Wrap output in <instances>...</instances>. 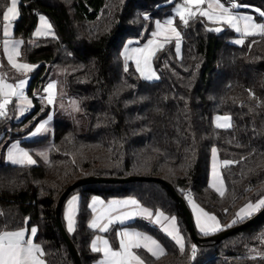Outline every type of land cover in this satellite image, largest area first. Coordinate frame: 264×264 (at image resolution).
I'll return each mask as SVG.
<instances>
[{
  "label": "trees",
  "instance_id": "obj_1",
  "mask_svg": "<svg viewBox=\"0 0 264 264\" xmlns=\"http://www.w3.org/2000/svg\"><path fill=\"white\" fill-rule=\"evenodd\" d=\"M168 1H19L14 36L24 40L22 59L37 64L30 93L42 96L45 86L56 80L58 89L79 99L88 119L80 129L55 117L46 162L7 163L6 145L0 143V231L35 227L47 264H76L58 227L56 207L70 184L89 175L163 178L187 204L195 200L226 228L249 219L233 223L244 204L264 197V33L241 35L225 23L215 31L216 23L199 13L187 25L177 17L182 52H177L176 39H170L154 55L160 79L147 80L134 61L125 62L122 48L130 37L141 42L151 37L156 21L171 13L178 0ZM235 1L264 11V0ZM7 3L0 0V13ZM41 14L49 17L54 35L34 36ZM4 23L0 15V38ZM238 36L243 43L234 41ZM33 99V110L20 122L2 116L0 132L9 124L21 127L32 120L13 135L22 136L49 113L48 103ZM217 114L229 115L231 127H217ZM214 147L223 164V195L209 182ZM225 160L234 163L225 166ZM73 194L81 200L74 231H67L82 264H94L101 255L91 248L94 196L135 197L176 218L183 250L159 227L132 222L166 248L159 258L139 250L146 264H264V256L255 255L264 252V216L221 241L197 240L180 202L163 182L88 183L73 188L66 201ZM66 201L61 211L65 227Z\"/></svg>",
  "mask_w": 264,
  "mask_h": 264
},
{
  "label": "snow or ice",
  "instance_id": "obj_2",
  "mask_svg": "<svg viewBox=\"0 0 264 264\" xmlns=\"http://www.w3.org/2000/svg\"><path fill=\"white\" fill-rule=\"evenodd\" d=\"M205 3V0H184V3L177 9L176 15L179 17L180 21L184 24H188V18L195 16L196 11H193L195 8L199 11V14L203 17H207L209 20L217 22V23H225L231 28L235 29L236 32H240L243 35H253L254 29H259L262 33H264V23H254L253 18L247 15H239L238 13H234L232 9H237L239 7L238 4L233 3L231 7H225L220 3V0H209L207 5V10H201L200 6ZM260 17L264 19V11L257 9ZM2 15L3 21L5 22L3 25V35L5 37H11V27L12 22L19 16L18 11V0H8L6 6H4V11L0 13ZM40 20L43 24L46 25L48 31L51 30V25L47 24L45 18L43 16L40 17ZM173 24L172 19H168L165 21V25L169 26L171 32L175 34L177 41H179L180 33L177 31L175 27H171ZM165 25H161L160 22H157L158 29H164ZM215 31H220V28L214 29ZM46 34L40 30H37L35 33L36 36H41ZM161 35V32L153 33V36ZM155 41H149L148 45L144 48L133 49L132 51L136 53L135 62L136 69L140 72L141 76L145 79L151 80L154 78L155 73L152 70L151 66V57L154 55V50L152 45ZM236 43H243V40H237ZM23 44L22 40H4L3 46L4 51L7 54V60L11 64V66L22 72H29L34 69V65H30L27 63H18L17 57L21 55L20 45ZM177 52H179V43L176 45ZM126 58L127 57L126 55ZM143 65V66H142ZM127 70V68L125 69ZM158 78V77H157ZM27 83L26 79H21L18 84H9L4 82L3 76H0V95L3 96V99L0 100V116H4L5 108L8 103L11 102L12 96H17L21 102L27 101V97L24 94V87ZM55 84L49 83L47 85V90L54 89ZM52 101L49 100V103ZM30 103V102H29ZM25 109L22 107L21 111L23 112ZM231 117L229 116H217V127H231L230 123ZM223 121V123H220ZM44 127L42 124L40 128H37V132L41 131ZM215 149H213V153L215 154ZM46 157L45 153H41ZM8 159L14 164H35L36 161L32 159L31 155L23 149L19 147L9 151ZM224 165L227 166L229 164L234 163L233 161L225 160ZM216 176L215 165H214V179ZM215 186V185H213ZM223 195V192H221ZM77 202V197H73L71 201H69L68 205V230L74 231V212L75 205ZM97 203L103 204V201L93 200V211H98L95 208ZM128 205H137L138 202L135 200L123 201V202H111V204L107 207L106 210L101 212L96 219H94L91 223L92 228H99L103 232H107L109 230V225L114 222L123 223L124 220L135 216V215H144L147 218H151L153 213L148 209H139V211L134 212H125L119 213L118 215L113 216L112 213L116 212L120 207H127ZM194 209L197 210V224L200 226L201 232L207 234L209 231H216L219 228L218 222H216L215 217L208 216L207 213H203L202 209H199L195 204L193 205ZM264 207V199L259 200L256 204L249 203L244 208L241 209V212L238 213V219H243L247 216H250L252 213L257 211L259 208ZM201 214L206 218L204 220L201 219ZM212 221V224H209L208 221ZM102 221H106L102 223ZM162 221H168L167 225L163 226V231L171 237V239L179 245L180 249L184 248V238L180 235L179 229L176 226V218L175 217H167L164 216L163 213H159L155 217L156 224H162ZM234 221L233 223H235ZM37 232L36 228H31L30 235L31 237H35ZM264 238V237H262ZM136 250H146L153 257L159 258V256L164 255L163 247L158 243L157 240L152 238L151 236L145 235L141 232L137 231H129L124 229L118 233V250L114 249L112 245L109 243L107 239L103 237L97 236L96 240L92 244V250L94 252L103 253V260L100 261V264H145V261L141 258V255H138ZM192 255L195 258L196 255V247L192 246ZM43 257V249L40 245L35 244L33 239H26L25 230H16V231H0V264H45V261L42 259Z\"/></svg>",
  "mask_w": 264,
  "mask_h": 264
},
{
  "label": "crops",
  "instance_id": "obj_3",
  "mask_svg": "<svg viewBox=\"0 0 264 264\" xmlns=\"http://www.w3.org/2000/svg\"><path fill=\"white\" fill-rule=\"evenodd\" d=\"M208 3L202 8V10H207ZM220 3L223 4L225 7H231V4L228 3L225 0H220ZM247 10H249V9H247ZM232 11L234 12V9H232ZM238 14L242 15L240 13H238ZM14 21L12 22V27H11L12 36L11 37H5L3 35V37L0 38V76H3L5 83H9V84H13V85L18 84L21 79H26L27 83H26L23 91H24L25 96L27 97V101L22 103L21 100L17 96H12L10 98L11 102L6 105L5 113H6L7 116L11 117L15 121L20 122L22 120L21 117H23L22 115H24L25 111L28 114V113H30L33 110L34 105H35V102H34V99H33L34 96L41 97L46 103H48L50 105V111L45 117H43L35 125V127L31 131H29V132H27V133H25V134H23L22 136H19V137H14L13 136L14 133L16 135L20 134L21 131L18 129L19 125H17V126L13 125L12 126L11 124H9L8 126H6L0 132V143L6 145V149H5V152H4V155H3L5 162L12 163L8 159V153H9V151H12L13 149L19 147L20 149H23V150L27 151L29 153V155H31L32 159L36 161L35 164H37L40 160L45 161V162L49 160V158H50V150H51V147L53 145V142H52V139L50 138L51 137V134H50L51 133V128L50 129L49 128L44 129L45 131L48 130V133H47L48 135L46 137H45L46 134H43V132H45V131L41 130L39 132H35V129L44 120H46L47 117L51 116V114H53V117H52L51 120L54 123L55 114H56L55 106L57 105V101H58V98H59V89H58L57 81L56 80H51L49 83H54L55 84V88L54 89H50V90L46 91L47 85L49 84L48 83L45 86V88L42 90V96L37 94V92H35L34 94H31L30 91H29V86H30V83H31V80H32V72L37 67V64H33V63H30L28 61L23 60L21 55H20L19 57H17V62L18 63H27V64H30V65L36 66V67H34V69L32 71L22 72V71H19V70L13 68L11 66V64L8 62L7 54L4 51L3 41L4 40H8V39H11V40H22L23 44L20 45L21 54H22V49H23V45H24V40L22 38L14 36ZM253 22H255V21H253ZM214 23L219 24L217 22H214ZM255 31L256 30H253L254 33H255ZM237 33L240 34V32H237ZM176 43H179V52H178V54L180 55L181 52H182V39L179 37V41L176 40ZM134 63L136 65V62H134ZM2 99H3V96L0 95V100H2ZM49 100H51L52 102L49 103ZM22 107L25 109L23 112L21 111ZM26 127H27V124H24V125H22L19 128L23 129V128H26ZM41 138L42 139L45 138L44 142L37 143V144H28V142H32V141H35V140H38V139H41ZM213 149H215L216 151H215V154H214L213 150H212L211 172H210V181L209 182H210V185L217 192H219V193L223 192L224 193L225 190H226V184H225V181H224V178H223V174H222L223 164H222V161L220 159L218 149L216 147H214ZM41 153H45L47 158L45 159V157L43 155H41ZM12 164H14V163H12ZM214 165H215V172H216L215 179H214ZM213 185H215V186H213ZM73 197H77V202H76V205H75V212H74V228H75V225H76V216H77V213H78L80 200H81L80 194H73L65 203V207H64V210H63V216H64V219H65V225L67 227V230H68V219H67L68 205H69V201H71L73 199ZM261 199H264V197L260 198L259 200H261ZM93 200L103 201V204L97 203L95 205V208L98 211H93ZM129 200L137 201L138 202V206L137 205H128L127 207H120V208L117 209L116 212H113L112 215L115 216V215H118L119 213L139 211V209L143 208V209H148L149 211H151L153 213V216L151 218H147L144 215H135V216H132V217L124 220L123 223L114 222L111 225H109V230L107 232H103L99 228H92L91 227L92 229H94L96 231V234H95V236H94V238H93V240L91 242V248H92L93 242L96 240V237L100 236V237H103L104 239H107L109 241V243L112 245V247L114 249L118 250V233L120 231L124 230V229H127L129 231H137V232H141V233H143L145 235L151 236L152 238H154L155 240L158 241V243L163 247L164 252L166 253L165 246L153 234L149 233L146 230H143V229L137 227L135 224H132V222H134L136 220H143V221L148 222L151 225L159 227L163 231V226L162 225H167L168 221H162V224H156L155 223L156 215H158L159 213H163L164 216H167L169 218H171L173 216L169 215L168 213H166V212H164V211H162L160 209L155 210V209H153V208H151V207H149L147 205H144V204H142L139 201V199H137L135 197H114V198H110V199H104L101 196H94L91 199V202H90V207H91V210H92V216H91V219H90V225H91L92 221L94 219H96V217L101 212H103L104 210L107 209V207L111 204V202H113V201H115V202H123V201H129ZM259 200L247 202L246 204H244L238 210L237 214L240 213L241 209L244 208L247 204H249V203L256 204ZM194 204L196 206H198L199 209H202L203 213H207L208 216H210V217H215L216 222H218V224H219L218 230L209 231L207 233V235H212V234L218 233L219 231H221L224 228H226V226L221 224L219 218L215 214L207 211L200 204H198L195 200H190L188 205H189V208H190V210L192 212V216H193V220H194V223H195V227L197 228V230L200 233L205 234L204 232H201L200 226L197 224V210L194 209V207H193ZM261 208H259L257 211L252 213L250 216H252L255 213H257ZM250 216H247V217H250ZM247 217H245V218H247ZM245 218H243V219H245ZM201 219L202 220L206 219L203 216V214H201ZM238 220H242V219H238V215H237L236 218H235V221H238ZM104 222H106V221H102V223H104ZM208 223L212 224L213 222L209 220ZM176 226L179 229L180 235L183 236V234L181 233V230H180V227H179V224H178L177 220H176ZM31 228H35V227H31ZM31 228L21 227V228H18V229L7 230V231H16V230L23 229L26 232V239L31 238V239H33V242L35 244H38L36 242V240H35V237H31V235H30ZM184 246H185V239H184ZM133 251H136L138 255H141L139 250L133 249ZM103 258H104L103 257V253H101L100 257L94 262V264H100V261H102ZM141 258L143 259L142 255H141ZM42 259L45 261V259L43 257H42ZM45 264H47L46 261H45ZM145 264H146V262H145Z\"/></svg>",
  "mask_w": 264,
  "mask_h": 264
},
{
  "label": "rangeland",
  "instance_id": "obj_4",
  "mask_svg": "<svg viewBox=\"0 0 264 264\" xmlns=\"http://www.w3.org/2000/svg\"><path fill=\"white\" fill-rule=\"evenodd\" d=\"M19 1L20 0H18V11H19ZM175 1L176 0H169L168 2L173 3ZM208 2H209L208 0H205V3L200 6L201 10ZM227 2L230 3L231 5L233 3H236L239 5V7L237 9H234L235 13H240L242 15L251 16L253 18V21H255L254 23H264V19L258 18L260 16V14H259V12L256 11L257 9L261 10L260 8L250 6V5H246V4H240L239 2H237L235 0H228ZM183 3H184V0H178L177 2H175L171 6V13H169L165 18H163V20L156 21V26L151 33L152 35L146 41L141 42L138 38H135V37H130L126 40V42L124 43L123 48H122V55H123L126 63L131 61V60L135 62L136 53H134L132 50L137 49V48H144L146 45H148L149 41H155V43L152 45V48L154 50V55H155L156 52L160 48H162L170 39L174 38L177 40L175 34L171 32L170 27L165 25V21H167L168 19H172L173 24L171 27H175L177 29L176 24H175V20L178 16L176 15V12H177V9ZM247 9H249V10H247ZM193 11H196V14L199 13V11H197L195 8H193ZM41 16H43L45 18V21L47 22V24L51 25L50 31H48L46 28V25L41 22V20H40ZM157 22H160L161 25H165L164 29H158L157 28ZM213 28L214 29L220 28L222 30L224 28V25H223V23L215 24L213 26ZM37 30H40V31L46 33V34H43L41 36L54 35L55 34L49 17L44 15V14H41L39 16L38 24L34 30V36H36L35 33L37 32ZM254 30H256L255 33H262L259 29H254ZM158 31L161 32V35L153 36V33H156ZM177 31H178V29H177ZM240 34H242V33H240ZM36 37H40V36H36ZM237 40H243V37L238 36L234 39L235 42ZM238 44H241V43H238ZM126 55L129 58H126ZM154 55L151 57V61H150L151 66H152V70L155 73L154 78L151 79L152 81L160 79V73L156 70V68L154 66ZM58 70L61 71L60 69H58ZM62 87H64V86H62ZM55 112H56L55 117H57L58 120H68V121L72 122L73 124H75L80 129H83L87 125L88 119H87V116L84 114V112L81 108V104H80L79 99L75 96H70L66 92L65 88H61V87L59 88V98L57 101V105L55 106ZM26 115H27V112L25 111L24 115H22L23 117H21V118L22 119L25 118ZM217 116H229V115H225V114L215 115L214 122L216 125H217V121H216ZM52 117H53V114H51V116L47 117L46 120H44L39 126L36 127L35 132H37V128H40V126L43 124L44 127L41 130L45 131L44 129H47V128L50 129L51 128V133H50L51 137L50 138L52 139L53 132H54V123L51 120ZM31 122H32V120L27 122V123L30 124ZM220 123H223V121H220ZM230 123H231V120H230ZM47 133H48V130L43 132V134H46L45 137L48 135ZM255 255H263L264 256V252L263 253H256Z\"/></svg>",
  "mask_w": 264,
  "mask_h": 264
},
{
  "label": "water",
  "instance_id": "obj_5",
  "mask_svg": "<svg viewBox=\"0 0 264 264\" xmlns=\"http://www.w3.org/2000/svg\"><path fill=\"white\" fill-rule=\"evenodd\" d=\"M141 180L163 182L168 187V189L173 193V195L180 202L182 209H183V211L187 217V220H188L189 226L192 230V233L197 240L221 241L222 239L226 238L227 236H229V235L253 224L254 222H256L257 220H259L260 218H262L264 216V207H263L257 213H255L253 216H251L249 219H247L246 221H244L238 225L229 226V227L224 228L223 230L219 231L218 233L208 235V236L203 238V237H200L196 232L195 223H194L192 212L189 208V205L187 204L185 199L181 195L178 194V192L175 189V187L173 186V184L170 183L169 181H166L160 177L143 176V175H130V176H126V177L89 175V176L83 177L81 179H78L75 182H73L72 184H70L65 189V191L62 193V195L60 196L57 207H56V217H57V221H58V227L62 233L63 238L65 239V241L68 244V247H69V249H70V251H71V253L75 259L76 264H82V261H81V258L79 256V253L77 251V248L75 247V244L73 243L66 227L64 226V224L62 222V218H61L62 207H63L64 202L66 201L70 191L77 186H81V185L88 184V183H126V182L141 181Z\"/></svg>",
  "mask_w": 264,
  "mask_h": 264
},
{
  "label": "built area",
  "instance_id": "obj_6",
  "mask_svg": "<svg viewBox=\"0 0 264 264\" xmlns=\"http://www.w3.org/2000/svg\"><path fill=\"white\" fill-rule=\"evenodd\" d=\"M2 116H0V119H1ZM263 256V255H262Z\"/></svg>",
  "mask_w": 264,
  "mask_h": 264
}]
</instances>
